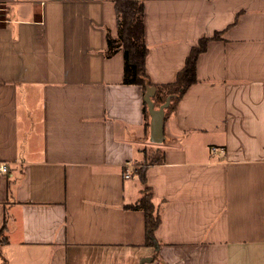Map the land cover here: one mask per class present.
Here are the masks:
<instances>
[{
  "label": "crops",
  "instance_id": "crops-1",
  "mask_svg": "<svg viewBox=\"0 0 264 264\" xmlns=\"http://www.w3.org/2000/svg\"><path fill=\"white\" fill-rule=\"evenodd\" d=\"M115 1L0 0V264H264V0H137L153 86L207 43L145 171L152 246L125 208L149 127L104 57Z\"/></svg>",
  "mask_w": 264,
  "mask_h": 264
},
{
  "label": "trees",
  "instance_id": "trees-1",
  "mask_svg": "<svg viewBox=\"0 0 264 264\" xmlns=\"http://www.w3.org/2000/svg\"><path fill=\"white\" fill-rule=\"evenodd\" d=\"M114 10L117 21V37L112 38L107 33L104 57L110 58L117 52H121L123 56L122 83L124 85L140 86L143 95L147 87H154L156 92L152 102L155 108L164 104L166 99L169 98V106L164 110L165 119L168 113L175 109L187 88L197 81L196 60L198 55L206 50L207 43L201 39L195 47L191 48L183 68L177 73L173 83L160 87L153 86L145 70V59L148 50L144 43L143 4L137 0H117L114 3ZM146 109V105L143 102L145 128H148ZM142 154V161L136 164L134 168V174L142 185L140 197L135 203L127 205L125 208L143 213L145 245L152 246L155 244L154 232L159 226L161 219L160 210L153 202L152 190L145 184V171L148 166L163 162V151L155 148L153 152L149 153L143 149Z\"/></svg>",
  "mask_w": 264,
  "mask_h": 264
},
{
  "label": "water",
  "instance_id": "water-1",
  "mask_svg": "<svg viewBox=\"0 0 264 264\" xmlns=\"http://www.w3.org/2000/svg\"><path fill=\"white\" fill-rule=\"evenodd\" d=\"M154 87H147L143 96V102L146 105L148 116H149V143L153 145H160L164 141V110L169 106V98L166 99L165 103L160 105L157 109L154 107L152 98L155 95ZM148 260H142L140 264H144Z\"/></svg>",
  "mask_w": 264,
  "mask_h": 264
},
{
  "label": "rangeland",
  "instance_id": "rangeland-1",
  "mask_svg": "<svg viewBox=\"0 0 264 264\" xmlns=\"http://www.w3.org/2000/svg\"><path fill=\"white\" fill-rule=\"evenodd\" d=\"M146 112H147V109H146ZM146 117H147V122L149 123L148 112L146 114ZM156 146H158V145H153V144L149 143V141H148V143L145 146H143L144 147L143 149H145L147 152L150 153V152H153V150L156 148Z\"/></svg>",
  "mask_w": 264,
  "mask_h": 264
},
{
  "label": "built area",
  "instance_id": "built-area-1",
  "mask_svg": "<svg viewBox=\"0 0 264 264\" xmlns=\"http://www.w3.org/2000/svg\"><path fill=\"white\" fill-rule=\"evenodd\" d=\"M4 10V8H2L1 6H0V14H1V11H3ZM212 151L213 152H216V149H212ZM127 168V167H126ZM129 168V167H128ZM6 171H7V169H6V166L5 165H3V164H0V173H6ZM125 178L127 179V178H129V175L128 174H125Z\"/></svg>",
  "mask_w": 264,
  "mask_h": 264
}]
</instances>
